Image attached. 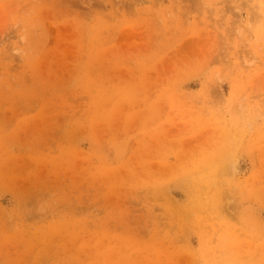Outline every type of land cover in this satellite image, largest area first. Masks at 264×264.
I'll list each match as a JSON object with an SVG mask.
<instances>
[{"label": "rangeland", "instance_id": "rangeland-1", "mask_svg": "<svg viewBox=\"0 0 264 264\" xmlns=\"http://www.w3.org/2000/svg\"><path fill=\"white\" fill-rule=\"evenodd\" d=\"M0 264H264V0H0Z\"/></svg>", "mask_w": 264, "mask_h": 264}, {"label": "bare ground", "instance_id": "bare-ground-1", "mask_svg": "<svg viewBox=\"0 0 264 264\" xmlns=\"http://www.w3.org/2000/svg\"><path fill=\"white\" fill-rule=\"evenodd\" d=\"M238 159V158H237ZM244 160V159H243ZM232 169L234 170V172H236V171H240V166H239V164L237 163V162H234V165H233V167H232ZM234 176V175H233Z\"/></svg>", "mask_w": 264, "mask_h": 264}]
</instances>
